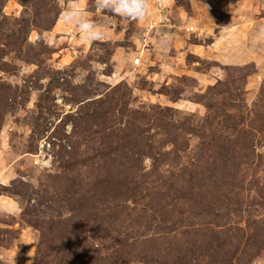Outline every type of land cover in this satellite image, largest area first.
<instances>
[{
  "label": "rangeland",
  "instance_id": "1",
  "mask_svg": "<svg viewBox=\"0 0 264 264\" xmlns=\"http://www.w3.org/2000/svg\"><path fill=\"white\" fill-rule=\"evenodd\" d=\"M144 2L0 0V264H264V0Z\"/></svg>",
  "mask_w": 264,
  "mask_h": 264
},
{
  "label": "clouds",
  "instance_id": "2",
  "mask_svg": "<svg viewBox=\"0 0 264 264\" xmlns=\"http://www.w3.org/2000/svg\"><path fill=\"white\" fill-rule=\"evenodd\" d=\"M146 7L144 0H98L97 4V8L102 12L108 10L113 14L131 19L142 18ZM64 18L66 22L76 23L85 39L89 41L103 40L104 32L91 21L78 15L76 11L65 12Z\"/></svg>",
  "mask_w": 264,
  "mask_h": 264
}]
</instances>
